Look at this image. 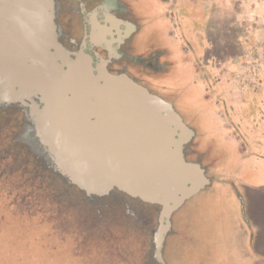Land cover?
<instances>
[{
    "label": "rangeland",
    "instance_id": "374dc122",
    "mask_svg": "<svg viewBox=\"0 0 264 264\" xmlns=\"http://www.w3.org/2000/svg\"><path fill=\"white\" fill-rule=\"evenodd\" d=\"M146 38V47L158 44V35ZM260 48L254 73L243 74V47L219 46L190 78L178 73L177 99L166 95L197 132L185 159L200 164L210 183L172 214L162 261L159 205L116 189L103 196L80 190L43 149L30 147L15 113L0 112V264H264V122L256 118L264 115V38ZM196 84L221 122L199 108Z\"/></svg>",
    "mask_w": 264,
    "mask_h": 264
},
{
    "label": "water",
    "instance_id": "95a60500",
    "mask_svg": "<svg viewBox=\"0 0 264 264\" xmlns=\"http://www.w3.org/2000/svg\"><path fill=\"white\" fill-rule=\"evenodd\" d=\"M111 18L116 40L134 31ZM55 20V0H0V103L16 100L17 89L40 92L36 134L55 172L89 195L116 189L159 205L162 261L172 214L210 183L200 164L185 159L195 132L172 103L99 64L88 45L109 33L108 24L92 26L72 73L61 68Z\"/></svg>",
    "mask_w": 264,
    "mask_h": 264
},
{
    "label": "flooded vegetation",
    "instance_id": "af4514ba",
    "mask_svg": "<svg viewBox=\"0 0 264 264\" xmlns=\"http://www.w3.org/2000/svg\"><path fill=\"white\" fill-rule=\"evenodd\" d=\"M156 1L160 4H167V0ZM145 6H147L146 0H55L57 40L63 48V51L58 53L53 51L57 64L67 72L72 73L70 67H74L77 55L89 46L88 49L95 54L99 64L110 74L127 75L147 88L152 94L175 106L166 95L170 94L169 96L174 100L177 99L180 94L178 88L172 84L170 86L165 85L160 78V76H166L170 73L172 66L170 59L160 64V58L164 53L161 47L164 42L158 35L157 45L154 47H146L145 45L146 37L152 35L149 16L144 10ZM93 15L94 19L91 18ZM111 17L133 24L135 26L134 31L129 36L116 40L113 32L117 29L110 25ZM106 24L109 25V33L103 34V37H98L97 41L88 46L87 44L84 45L92 26ZM175 28L177 29L178 25H175ZM193 36L196 37L194 34ZM178 37L181 40L184 39L181 34ZM188 52L193 53L189 50ZM226 70H229V67ZM17 92L16 100L10 103H0V112L15 113L19 119V131L25 132V137H28L30 141V147L34 148L36 143L41 148L36 131L37 120L45 106V98L35 90L17 89ZM183 120L185 121L184 118ZM187 151L190 152L191 150L187 149Z\"/></svg>",
    "mask_w": 264,
    "mask_h": 264
},
{
    "label": "crops",
    "instance_id": "0c3cea01",
    "mask_svg": "<svg viewBox=\"0 0 264 264\" xmlns=\"http://www.w3.org/2000/svg\"><path fill=\"white\" fill-rule=\"evenodd\" d=\"M146 3L144 10L149 16L150 33L160 36L165 45L161 49L166 51L168 59L173 58L176 62L174 65L172 61L171 71L165 76L175 88H178L184 79L178 73H185L189 78L195 73L193 58L199 60L208 55L216 58L217 48L225 46L228 42L238 43L244 49L239 55L238 72L254 73L251 62L262 54L260 47L264 38V0H167V4L146 0ZM157 21L160 23L156 24ZM175 25H178L177 29ZM180 34L184 36L183 40L178 37ZM193 34L196 35L193 36L194 39ZM210 52L213 54H209ZM201 86L196 84L195 88L200 91V103L197 104L202 110L203 106L207 107L209 103L203 97L204 87ZM188 99L192 100L193 96ZM246 99L248 100L247 97ZM208 109L210 111V108ZM213 112L217 117L214 108L211 110V113ZM261 114L260 112L256 115V118L264 122V115ZM252 120L255 118L250 121ZM204 125H209V122L206 121Z\"/></svg>",
    "mask_w": 264,
    "mask_h": 264
},
{
    "label": "trees",
    "instance_id": "16d2710c",
    "mask_svg": "<svg viewBox=\"0 0 264 264\" xmlns=\"http://www.w3.org/2000/svg\"><path fill=\"white\" fill-rule=\"evenodd\" d=\"M204 58H207V57H203V58H200L199 60L197 59H195V58H193L194 60H195V67H193V69H195V68H201V65H202V62L204 61ZM193 59L191 58V60L193 61ZM203 67V66H202ZM196 70V69H195ZM201 101H203V100H201ZM210 107V111H209V109H208V106L206 107V113H207V110L209 111V112H211V109H213L214 108V110L216 111V107L215 106H209ZM193 111H195V113H197V110H194L193 109ZM194 113V114H195ZM195 116V115H194ZM219 125V124H218ZM219 127V126H218ZM198 130V129H197ZM259 155V154H258ZM262 158H264L263 156H262ZM121 193H123V192H121ZM125 194V193H124ZM240 200H242L243 201V197L242 198H240ZM240 209V207L238 208V210Z\"/></svg>",
    "mask_w": 264,
    "mask_h": 264
}]
</instances>
